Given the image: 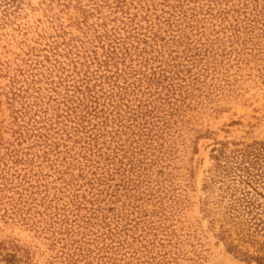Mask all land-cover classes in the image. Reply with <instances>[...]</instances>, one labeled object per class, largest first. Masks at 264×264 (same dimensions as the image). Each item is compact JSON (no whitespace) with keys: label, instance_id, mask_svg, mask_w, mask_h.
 Wrapping results in <instances>:
<instances>
[{"label":"rangeland","instance_id":"obj_1","mask_svg":"<svg viewBox=\"0 0 264 264\" xmlns=\"http://www.w3.org/2000/svg\"><path fill=\"white\" fill-rule=\"evenodd\" d=\"M0 264H264V0H0Z\"/></svg>","mask_w":264,"mask_h":264}]
</instances>
